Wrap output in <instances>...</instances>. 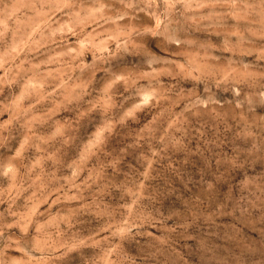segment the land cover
<instances>
[{"label": "clouds", "instance_id": "clouds-1", "mask_svg": "<svg viewBox=\"0 0 264 264\" xmlns=\"http://www.w3.org/2000/svg\"><path fill=\"white\" fill-rule=\"evenodd\" d=\"M0 264H264V0H0Z\"/></svg>", "mask_w": 264, "mask_h": 264}]
</instances>
